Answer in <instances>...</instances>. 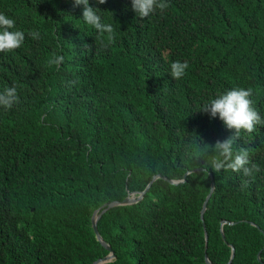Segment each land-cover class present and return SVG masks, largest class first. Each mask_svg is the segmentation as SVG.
<instances>
[{
  "label": "trees",
  "instance_id": "obj_1",
  "mask_svg": "<svg viewBox=\"0 0 264 264\" xmlns=\"http://www.w3.org/2000/svg\"><path fill=\"white\" fill-rule=\"evenodd\" d=\"M166 2L141 19L131 0H89L115 30L109 43L73 0H0L25 33L0 52V92L15 85L20 101L0 107V264L101 258L92 210L147 183L96 218L112 254L98 264H227L230 246L228 264L264 262V126L236 145L261 171L217 174L212 145L232 130L201 110L251 87L264 118V0ZM175 61L189 65L180 79Z\"/></svg>",
  "mask_w": 264,
  "mask_h": 264
},
{
  "label": "clouds",
  "instance_id": "obj_2",
  "mask_svg": "<svg viewBox=\"0 0 264 264\" xmlns=\"http://www.w3.org/2000/svg\"><path fill=\"white\" fill-rule=\"evenodd\" d=\"M131 2L133 11L141 19L149 17L156 13L157 10L163 13L169 7L166 0H131ZM97 3L104 4L106 0H97ZM81 5L83 6L82 19L85 24L94 28L101 36L107 34L106 39L109 43L114 42L115 30L111 23L102 22V18L98 14V8L92 7L89 0H73L74 7ZM15 26L16 21L13 18L8 17L4 13H0V52L7 53L23 46L25 33L21 30H13ZM28 35L32 39L40 38V33L37 31L29 32ZM63 62V56L53 53L52 57L48 59L47 65L58 68ZM188 67L187 61L183 63L180 61L171 63V77L174 79L182 78L186 74ZM77 82L75 81V83ZM253 94L254 90L251 87H235L211 99L207 104L202 106V111L209 113L212 118L219 116V119L226 128L232 130L230 136L223 141L217 140L212 145L217 155L211 162V168L217 174L222 170L225 172L231 170L235 173L242 174L244 177L254 178V175L261 171L258 164L250 161L249 150L245 147L237 148L236 146L241 138L242 132L252 133L256 131L257 125L264 126V118L261 117L254 106L252 100ZM19 102L15 85L5 87L0 92V107L9 110ZM244 183L247 184V181ZM0 189L6 190L1 184Z\"/></svg>",
  "mask_w": 264,
  "mask_h": 264
},
{
  "label": "water",
  "instance_id": "obj_3",
  "mask_svg": "<svg viewBox=\"0 0 264 264\" xmlns=\"http://www.w3.org/2000/svg\"><path fill=\"white\" fill-rule=\"evenodd\" d=\"M199 167H194L193 169H198ZM192 169V170H193ZM187 171H185L183 174H182V178L184 177V174L186 173ZM158 176V174L156 175H152L151 176V179ZM208 176H209V187H208V191L206 192V194L204 195V198L201 202V205H200V208H199V217L201 218V215H202V211L204 209V206H205V202L207 200V197L210 193V190L212 188V185H213V182H212V176L210 174V172H208ZM181 178V179H182ZM169 181L171 182H175L176 180L174 179H169ZM148 185V183L144 186V188L138 192L135 193V196L132 195V193L130 192L129 194L125 195L121 200H111V201H108V202H105L103 203L101 206L95 208L92 210L91 214H90V225H91V228H92V231H93V234H94V237L105 247L108 249V252L106 255L102 256L101 258H96L95 260L91 261L89 264H98L99 262L101 261H104L106 259H108L112 254H111V251L109 250V247L108 245L101 239L97 229H96V225H95V221H96V218L98 217V215L107 207H110L112 205H115V204H118V203H128L132 200H135L136 198L140 197L141 196V193L142 191L146 188V186ZM223 222V221H222ZM205 232H203V238H204V241H205ZM232 253H233V248L232 246H230V254H229V258L227 260V262L229 261L230 257L232 256ZM258 256V254L256 253V257ZM203 259L205 262H207V264H210V262L208 261V259L206 258V256L203 254ZM261 264H264V263H261Z\"/></svg>",
  "mask_w": 264,
  "mask_h": 264
}]
</instances>
